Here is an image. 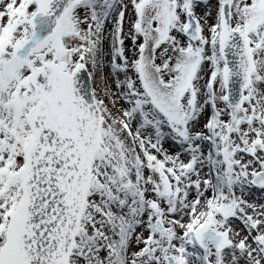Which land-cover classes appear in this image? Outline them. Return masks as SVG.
<instances>
[{
  "label": "snow or ice",
  "instance_id": "obj_1",
  "mask_svg": "<svg viewBox=\"0 0 264 264\" xmlns=\"http://www.w3.org/2000/svg\"><path fill=\"white\" fill-rule=\"evenodd\" d=\"M0 264H264V0H0Z\"/></svg>",
  "mask_w": 264,
  "mask_h": 264
},
{
  "label": "rangeland",
  "instance_id": "obj_2",
  "mask_svg": "<svg viewBox=\"0 0 264 264\" xmlns=\"http://www.w3.org/2000/svg\"><path fill=\"white\" fill-rule=\"evenodd\" d=\"M259 195L258 192H256L255 190L253 191V196Z\"/></svg>",
  "mask_w": 264,
  "mask_h": 264
},
{
  "label": "bare ground",
  "instance_id": "obj_3",
  "mask_svg": "<svg viewBox=\"0 0 264 264\" xmlns=\"http://www.w3.org/2000/svg\"><path fill=\"white\" fill-rule=\"evenodd\" d=\"M259 194V193H258Z\"/></svg>",
  "mask_w": 264,
  "mask_h": 264
}]
</instances>
